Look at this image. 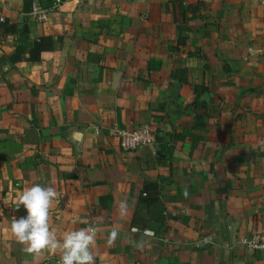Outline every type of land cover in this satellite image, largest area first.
<instances>
[{"label": "crops", "instance_id": "obj_1", "mask_svg": "<svg viewBox=\"0 0 264 264\" xmlns=\"http://www.w3.org/2000/svg\"><path fill=\"white\" fill-rule=\"evenodd\" d=\"M54 2L0 0V264H60L11 232L36 183L58 193V238L97 229L95 264H264L239 244L264 229L258 0H58L45 22L29 14ZM41 36L54 48L30 60ZM141 124L155 144L122 151L115 130Z\"/></svg>", "mask_w": 264, "mask_h": 264}, {"label": "clouds", "instance_id": "obj_2", "mask_svg": "<svg viewBox=\"0 0 264 264\" xmlns=\"http://www.w3.org/2000/svg\"><path fill=\"white\" fill-rule=\"evenodd\" d=\"M58 193L52 186L33 184L23 190L15 201V208L21 206L27 215L11 223V232L25 251L39 255L45 250L59 254L60 264H95L92 246L95 244L97 229L89 226L66 232L62 239L50 230V209ZM125 206L121 204L123 209ZM151 234V233H148ZM118 238V229H112L107 243L112 245Z\"/></svg>", "mask_w": 264, "mask_h": 264}, {"label": "built area", "instance_id": "obj_3", "mask_svg": "<svg viewBox=\"0 0 264 264\" xmlns=\"http://www.w3.org/2000/svg\"><path fill=\"white\" fill-rule=\"evenodd\" d=\"M261 9V19L264 24V0H258ZM58 0L49 8H42L38 5H33L29 14L38 22H45L49 13L57 7ZM259 54H264V42L257 49ZM115 135L118 139V146L124 152L136 150L140 146L150 147L155 144V136L152 133L148 124H141L133 130H115ZM239 244L244 247L264 251V229L253 232L247 237L239 239Z\"/></svg>", "mask_w": 264, "mask_h": 264}, {"label": "trees", "instance_id": "obj_4", "mask_svg": "<svg viewBox=\"0 0 264 264\" xmlns=\"http://www.w3.org/2000/svg\"><path fill=\"white\" fill-rule=\"evenodd\" d=\"M54 48V45L52 43L50 36H41L35 40L32 41L31 46L29 47L28 51V58L30 60H38L41 56V54L45 51H49ZM145 187H143V193L146 196L145 200L150 198V192L148 191L149 186L151 189L155 190L156 185L155 184H145Z\"/></svg>", "mask_w": 264, "mask_h": 264}]
</instances>
